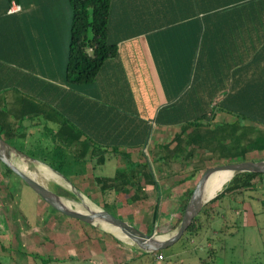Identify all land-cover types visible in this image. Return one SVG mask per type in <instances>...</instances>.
<instances>
[{
	"label": "crops",
	"instance_id": "1",
	"mask_svg": "<svg viewBox=\"0 0 264 264\" xmlns=\"http://www.w3.org/2000/svg\"><path fill=\"white\" fill-rule=\"evenodd\" d=\"M13 3L20 8L16 13L10 11ZM69 20L68 0H12L10 6L6 0H0V87L21 89V93L8 92V104L15 107L13 110L26 113L22 118L25 143L34 142L39 150L52 145V138L47 136L51 130L55 132L60 122L50 109L57 104H62L69 120L86 127L90 126L93 115L106 114L109 104L126 112L135 111L152 125L149 146L153 135L178 131L171 128L179 129V124L170 120L187 118L188 104L200 106V110L212 96L224 95L237 81L242 80L245 85L246 77L251 79V67L245 68V64L255 52L264 54V0H110L107 39L117 45V55L104 63L94 82L67 92L59 100L54 96L50 100L46 94L48 88L58 93L66 87L62 72ZM63 133L72 136L77 131L68 124ZM70 141L75 143L72 137ZM25 159L32 166L48 169L53 174L48 175L49 182H65L71 188L47 163ZM108 161L118 164L115 156L107 158L94 171ZM82 165L89 169L92 162ZM177 176L167 178L174 183ZM13 179L20 184L15 177L0 174V262L3 264H18L12 258L13 253L18 256L43 245L40 233L45 228L50 227L53 235H57L63 226L60 216L49 210L43 211L40 218L38 215L35 223L27 220L21 210L13 214L17 195L8 191ZM177 193L172 216L179 215L183 203V197ZM81 198L87 197L81 195ZM165 201L161 203L164 212H168L170 202ZM68 217L64 222L71 230L70 235L76 234L78 241L90 249L93 243L101 249L107 248L104 231L116 240L115 245L127 240L106 226L95 227L99 232L94 239L88 226ZM38 221L42 223L38 225ZM168 221L163 229L170 227L172 217ZM2 257L8 261H2Z\"/></svg>",
	"mask_w": 264,
	"mask_h": 264
},
{
	"label": "trees",
	"instance_id": "2",
	"mask_svg": "<svg viewBox=\"0 0 264 264\" xmlns=\"http://www.w3.org/2000/svg\"><path fill=\"white\" fill-rule=\"evenodd\" d=\"M6 1L7 6H10L12 0ZM13 1L18 2V0ZM68 3L70 20L63 56L65 68L62 72V80L66 83V87L60 88L58 93L52 92L51 87L48 88L46 94L50 100L53 96L54 99L59 100L62 95L66 96L67 92H74L80 86L94 82L104 63L117 55V45L107 39L110 0H68ZM19 10L11 11V13ZM258 54L259 52H255L250 62L245 64V68L251 67V79L248 80L246 77L245 85H242V80L237 81V85L229 88L224 95L212 96L203 104L201 110H199L200 106L196 108L199 111L190 119L188 117V119L172 118L171 123H178L179 130L168 140L161 142L153 135L151 141L157 142V145L153 143V148H157L153 149L154 154L150 160L147 156L152 154V149L146 150V146L149 142L151 123L139 117L135 111L126 112L110 104L107 106L108 111H104L106 114H98L95 117L93 115L90 118L89 127L69 120L66 110L62 109V104L52 106L50 110L60 122L55 132L52 133L51 130V134L47 136L49 139L52 138V145L39 150L35 148L34 142H30L27 144L28 150L25 151L23 148L27 146L26 132L22 118L26 113L15 111L13 110L15 107L8 104V92L21 93V89L18 90L15 87H0V136L28 156L47 163L52 169L69 179V182L79 191L82 189L79 181L85 180L86 176L90 175L92 184L90 187L94 192L89 197L93 195L95 202H103L100 206L108 212H110L108 207L112 206L114 212L110 213L115 216H118L117 205L120 199L130 204L153 196L155 199L151 220L153 225L161 205V184L157 182L154 167L160 166L165 178L178 175L173 183L176 191L179 188H186L190 195L200 174L205 168L211 166L204 161L220 156H231L236 159L235 161H242L248 160L247 155L254 151L264 153V54ZM236 88L240 89V96ZM28 97L34 96L28 94ZM31 113L35 114V112ZM222 114L232 117V120L224 119ZM68 124L76 128L77 134L70 136L68 133H63L67 131ZM249 130L250 133H248ZM70 137L75 139V143L70 141ZM246 138L249 139L248 142H245ZM225 140L231 143V147L225 144ZM135 148L139 149L129 150ZM114 156L118 164L113 175L95 173L94 170L98 165ZM262 158L263 156L255 157L254 160ZM88 161L92 162L89 169L82 165ZM152 161H158V164L152 165ZM174 164H179L184 171L177 172L172 166ZM187 171L190 173L184 174ZM196 172L200 174L189 187L186 180ZM1 173L18 176L0 160ZM20 180L24 182L21 178ZM52 185L55 188V190L51 189L52 191L78 199L76 193L65 182L59 184L52 182ZM261 189H264V173L244 171L234 174L221 186L216 195L203 205L177 241L196 238L197 243L201 242L206 226L212 227L211 218L218 214V207L224 208V211L232 206L233 201L238 200L244 203L246 193ZM111 193L113 199L107 202V196ZM39 198L44 201L41 197ZM258 200L264 210V196L258 197ZM186 201L184 200L181 204L179 214L183 212ZM68 218L85 224L89 229L96 227L77 218ZM172 219L168 229L145 232L160 234L171 232L180 223V217L172 216ZM134 246L140 253H152L135 244ZM159 251L155 254L159 253L162 257ZM0 264L3 263L0 262Z\"/></svg>",
	"mask_w": 264,
	"mask_h": 264
},
{
	"label": "rangeland",
	"instance_id": "3",
	"mask_svg": "<svg viewBox=\"0 0 264 264\" xmlns=\"http://www.w3.org/2000/svg\"><path fill=\"white\" fill-rule=\"evenodd\" d=\"M236 90L239 95L241 93L240 89L236 88ZM234 98L231 100L232 103L234 102ZM190 106L193 107V110L189 108ZM198 111L199 110H196L194 104H188L187 115H189V119L192 118L194 113L197 114ZM222 116L226 120H232V117L228 115L226 116V114H222ZM249 124L253 125L252 123ZM177 126L178 125L175 127ZM171 129L173 131L179 130L178 127ZM248 133H250V130ZM173 134L174 133L169 132L166 134H156V137L161 142H164L172 137ZM249 139L246 138L245 142H248ZM153 143L157 145L156 141H151L149 146H146V150L152 149V154L150 153L149 155L144 149L148 154L147 157L149 160L154 154V150L157 148H153ZM225 144L228 147H231V143H227L226 141ZM234 145V148H236V143H234ZM23 149L25 151L28 150L26 147ZM247 156L248 160H254L255 157L263 156L264 158V153H255L254 151ZM14 159L23 166L22 161L19 160V156L14 157ZM235 160L236 159L231 156H220L206 160L204 163L212 166L229 163L231 161L234 162ZM155 164L157 165L158 161H152V165ZM115 167L116 164L114 161H108L104 166L99 167L95 173L111 176L116 169ZM174 167L178 168L176 171L179 173L184 171L178 165H174ZM28 169L29 173H31V175H33L38 181L49 186L50 189L55 190L52 182L47 180L48 175H53L48 169L41 168V166L39 167L37 165L32 167L29 166ZM154 174L157 182H160L161 184V201L167 199L166 201L170 202L168 204V212H164V204L161 203L158 209V213L161 215L158 214L154 224L151 225L155 199L153 196H150L145 200L136 201L130 204L126 203L124 199H120L117 205V213L120 218H123L124 220L126 219L129 223L143 231L154 230L158 232L161 231L163 228L162 226L168 225V220L172 217L174 212L173 209L175 208L176 199L178 197L176 192L178 191V195L181 194L183 201L187 200L189 195L188 189L179 188L176 191L174 184L169 182L168 178L163 177L160 166L154 167ZM199 174V172L194 173L192 178L196 180ZM15 178L19 180L20 184L18 185L17 181L13 179L8 187L9 192L16 193L17 195V198L15 199L17 207L16 209H13V214H15V212L17 213L15 210H21L27 220L33 223L35 218L38 219V215L40 218L43 211L45 212L49 210L52 211V214L60 216L59 218L63 220V226L59 234L53 235V229H50V227L45 228L42 233H40L42 234L40 235V239H42L43 245H39L34 249L29 248V250H25L23 254H18V256H16L17 253H13L12 258L16 259L18 264H264V210L258 200V197L264 196V189L246 193L244 203H241L238 200L233 201L231 202L232 206L224 211V208L218 207V214H215L214 217L211 218L210 224L212 227L209 228L206 226V229L202 234L203 239L201 242L197 243L196 238L193 240L182 239L176 241L171 246L161 249L159 252L162 254V257H159L160 254H155L156 252H153V254L140 253L135 247H132L133 244L128 239L129 242L123 239L124 241L121 242L122 245H115L116 240L110 235H107L105 231L103 232V237L107 248L101 249L99 244L93 243L92 248L90 249L88 245H84V243L78 241L76 234L74 236L70 235L71 230L66 227V223L64 222L67 218L66 215L57 212L52 209L51 206L42 201L28 185L20 180L18 176H15ZM90 181V175H87L85 180L81 179L79 181V186L82 188L80 194L87 197L84 198L87 205L102 209L100 205L103 202H95L93 195L91 198L89 197V195L94 192L93 188L90 187L92 185ZM186 183L190 187V184H193L194 181L188 179L186 180ZM112 199L113 194L111 193L107 196V202H111ZM74 205L76 208L85 210L80 204L79 206L77 203ZM108 209L110 212H114L112 206L108 207ZM181 215L182 213H180L178 217L181 218ZM43 217H46V214ZM42 221H38V225H40ZM173 231H175V229ZM91 232V235L95 239V235L99 230L91 228L90 233ZM113 232L115 231L113 230ZM203 235H205V237ZM93 238L92 240L94 242ZM60 240H63V242ZM127 250H130L129 254L127 253ZM134 253H137L136 257ZM1 259L2 261H8V258L5 257H2Z\"/></svg>",
	"mask_w": 264,
	"mask_h": 264
},
{
	"label": "water",
	"instance_id": "4",
	"mask_svg": "<svg viewBox=\"0 0 264 264\" xmlns=\"http://www.w3.org/2000/svg\"><path fill=\"white\" fill-rule=\"evenodd\" d=\"M16 156L27 158L35 162L38 161L37 159L30 157L21 150L15 148L0 136V160L6 164L15 174H17L26 185H28L53 209L69 217L77 218L97 227L106 226L112 228L125 238L129 239L139 248L148 252H156L175 243L182 236L186 228L191 224L192 219L200 212L203 205L213 198L216 195V192L220 190L221 186L234 174L244 171L264 173V158L208 166L204 169L195 182V185L185 203L178 227L175 229V231L164 235L154 232L146 233L135 225L129 223L123 218L113 215L107 210L97 209L87 205L86 202L81 198L80 193L75 190L74 186L69 182V180L58 171L49 167L52 172L60 176L71 186L72 190L78 196V199L69 198L52 191L45 184L41 183L33 175H31L27 169L21 166L14 159ZM220 171L227 172L229 177L222 183L216 192L211 194L210 192H207L206 185L211 176ZM75 203L83 206L85 210L76 208L74 206Z\"/></svg>",
	"mask_w": 264,
	"mask_h": 264
},
{
	"label": "bare ground",
	"instance_id": "5",
	"mask_svg": "<svg viewBox=\"0 0 264 264\" xmlns=\"http://www.w3.org/2000/svg\"><path fill=\"white\" fill-rule=\"evenodd\" d=\"M20 161H22V165L25 169H27V171L29 172V166L32 167V164L26 160L25 158H21L19 159ZM229 177V174L227 172H217L215 174H213L211 176V178L209 179L206 188H207V192H210L211 194H213L214 192H216L219 187L222 185V183Z\"/></svg>",
	"mask_w": 264,
	"mask_h": 264
},
{
	"label": "built area",
	"instance_id": "6",
	"mask_svg": "<svg viewBox=\"0 0 264 264\" xmlns=\"http://www.w3.org/2000/svg\"><path fill=\"white\" fill-rule=\"evenodd\" d=\"M19 9H20L19 6L17 4L13 3L11 8H10V11H16V10H19ZM159 257H161V255Z\"/></svg>",
	"mask_w": 264,
	"mask_h": 264
}]
</instances>
